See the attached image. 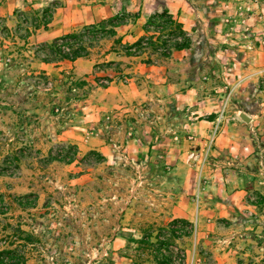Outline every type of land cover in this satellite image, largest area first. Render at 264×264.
Segmentation results:
<instances>
[{
  "label": "rangeland",
  "instance_id": "obj_1",
  "mask_svg": "<svg viewBox=\"0 0 264 264\" xmlns=\"http://www.w3.org/2000/svg\"><path fill=\"white\" fill-rule=\"evenodd\" d=\"M122 1L115 17L105 21L115 26L133 20ZM187 1L193 10L214 9V21L209 16L210 22L183 30L169 17L179 26L173 30L166 18H156L163 10L153 13L149 34L139 39L146 44L135 53L140 62H164L167 80L193 92L185 108L169 110L167 104L150 111L141 104L133 114L110 112L93 122L86 121L89 110L71 113L76 107L68 108L66 99L63 106L47 107L40 120L27 115L28 123L0 130V210H6L0 222L18 223L38 240L28 248L25 264H153L152 252L137 242L150 235L156 245L171 227L177 238L159 250L170 251V264H212L211 250L224 249L252 256L246 258L250 262L235 260L238 264H264V0ZM37 2L38 16L21 8L14 13L25 30L21 37L44 28L59 6L54 0L32 4ZM85 28L76 32L89 31ZM112 28L89 31L98 41L88 42L87 55ZM4 36L9 38L0 20ZM171 39L190 43L178 60L171 54L180 50L166 48ZM47 47L36 44L28 51L49 60ZM129 49L132 45H122L118 51ZM7 54L5 66L16 57ZM123 77L124 83L129 77ZM27 81L37 94L16 101L37 97L45 103L56 87L69 92L68 100H78L85 89L70 71L56 80ZM94 84L108 82L95 77ZM240 113L250 121H242ZM160 116L167 123H135ZM138 125L145 133L134 142ZM17 197H24L25 208L16 205ZM185 231L187 236H179Z\"/></svg>",
  "mask_w": 264,
  "mask_h": 264
},
{
  "label": "crops",
  "instance_id": "obj_2",
  "mask_svg": "<svg viewBox=\"0 0 264 264\" xmlns=\"http://www.w3.org/2000/svg\"><path fill=\"white\" fill-rule=\"evenodd\" d=\"M34 1L0 0L1 26L9 36V38L7 36L0 38V130L7 129L9 126L7 124L28 123L27 115L29 117L32 115L33 120H40L39 118L43 116L47 107L56 103L61 105L66 99L67 103L69 102L68 108L76 107L75 110L70 109L71 113L78 110H89L85 116L89 114L90 117L86 121L93 122H97L100 118L102 120V115L110 112L122 116L125 112H130L132 108L139 110L137 107L141 104L148 106L150 111L155 110L158 106L161 107V110H165L167 104L171 106L169 110L178 111L185 108L187 103L184 102L193 92L187 90L182 83L174 84L167 80L168 69L164 62L155 66L149 64L148 61L140 62L141 58L139 57L125 53L123 55L121 53L123 50L121 52L118 50L122 45H133L142 36L149 34L146 25L149 24V18L153 13L163 10L183 30H189L200 20L210 22L209 16H212L211 21H214V9H205L201 6L193 10L187 4V0H127L124 11L131 14L133 20L114 26L112 34L102 39L87 56L76 58L73 61L65 59L42 60L37 54H29L28 50L31 46L36 44L48 46L59 36L76 32L84 27L101 24L105 19L115 17L119 7L123 5V1L54 0L59 6L51 9L49 20L44 28L34 29L33 32L27 31L26 36L21 37L20 33L25 30L20 29L17 25L14 13L18 8H21L25 13L30 12L28 14L31 16L35 14L38 16V12L33 10H37L40 3L37 2V5H33ZM47 1L43 0L42 4L45 5ZM207 12H212V14ZM8 52H10L8 57L15 56V53L16 57H13L11 64L5 66L3 64L4 54L7 56ZM182 54V50L174 51L171 58L178 60ZM147 58L151 57H145V60H148ZM66 71H70L74 79L84 82L85 89L77 95L78 100L75 98L68 100L69 97L66 95L69 96V92L56 87L51 93L55 97L45 103L39 102L37 97L34 101L32 98L16 101V97L18 98L19 95L25 94V97H31L32 94H37L29 88L27 81L29 77H47L56 80ZM123 76L129 77L125 78L124 83L120 78L123 79ZM95 77L105 78L108 84L106 86L94 84ZM171 99L179 102L174 101L175 103L171 105ZM27 101L28 103L33 101L32 106ZM161 117L155 122L150 118L147 121L135 120V123H167L166 118ZM194 118L196 119V117ZM49 120L54 123L51 116H49ZM182 121L185 122V120ZM135 129L137 136L132 140L138 142L139 134L141 136L145 132L139 125L135 126ZM148 137H150L149 134ZM144 138L146 137L142 136V140ZM248 256L252 258L247 252L224 249L221 252L211 250L210 258L213 260L212 264H238L235 260L243 259L248 262L249 260L246 259ZM232 259L235 262H232Z\"/></svg>",
  "mask_w": 264,
  "mask_h": 264
},
{
  "label": "trees",
  "instance_id": "obj_3",
  "mask_svg": "<svg viewBox=\"0 0 264 264\" xmlns=\"http://www.w3.org/2000/svg\"><path fill=\"white\" fill-rule=\"evenodd\" d=\"M156 18H166L163 19L167 22L166 25H169V27H171L173 30L179 29V26L177 24H174L172 21L169 20V16H166L165 11L159 13ZM154 21L155 17L151 16L148 22L149 24H152ZM107 26L111 28L114 27V25H112L111 22L108 20L101 22V24H99L98 26H89L88 28L86 27L87 29H85L89 30L92 33V31L96 28L100 31H104ZM105 33L107 36H109L112 34V31L109 30ZM77 36V32H73L65 35L64 38L75 39L77 38ZM139 41L141 40H138V42L134 43L132 45V48L136 47L137 49H139ZM89 44L90 43H86V45L84 46L79 45L75 48H72L68 53H61L60 49L56 47V44L52 42L47 47L48 56H50L49 60L67 59L71 61L79 57L87 56L86 50L90 48ZM150 46L154 45L150 44ZM167 48L173 50H187L190 48V43H188V41H185L184 43L178 44L173 41ZM123 52L127 55L135 56V53L130 51V49L123 50ZM0 199H2V195H0ZM23 199L24 197L15 198V203L19 208H25L21 203ZM5 213L6 210H0V215H4ZM181 222L182 221H180V223ZM175 232L176 231H174L173 229H169L167 231V239H165V241H158L157 239H155L157 241L156 245L149 242L150 235H146L137 242V245H141L152 252L153 264H170L172 258L170 251L160 253L159 250L167 248V240H173L177 238L178 235ZM189 232L190 231H185L184 233L179 234V236H187ZM37 242V238L31 233L23 230L18 223L15 225H11L7 222H0V264H25L28 248H31Z\"/></svg>",
  "mask_w": 264,
  "mask_h": 264
},
{
  "label": "built area",
  "instance_id": "obj_4",
  "mask_svg": "<svg viewBox=\"0 0 264 264\" xmlns=\"http://www.w3.org/2000/svg\"><path fill=\"white\" fill-rule=\"evenodd\" d=\"M77 34H78V36L75 39L62 37L59 41L57 40L54 42L56 44V47H58L60 49L61 53H68L72 48H75L79 45L84 46L88 42L94 43V42L98 41V37H93L94 35H92V34L89 35V31L80 32ZM168 42L169 43L167 44L166 48L173 42V40L171 39ZM144 44H146V40L142 39L140 44H139V49L134 47V48L130 49V51H132L134 53H138L139 50L144 48L143 47ZM171 229L176 230L174 227H171ZM177 264H179V261H177Z\"/></svg>",
  "mask_w": 264,
  "mask_h": 264
},
{
  "label": "water",
  "instance_id": "obj_5",
  "mask_svg": "<svg viewBox=\"0 0 264 264\" xmlns=\"http://www.w3.org/2000/svg\"><path fill=\"white\" fill-rule=\"evenodd\" d=\"M239 118L246 123L250 121V118L247 117L244 113H240Z\"/></svg>",
  "mask_w": 264,
  "mask_h": 264
}]
</instances>
